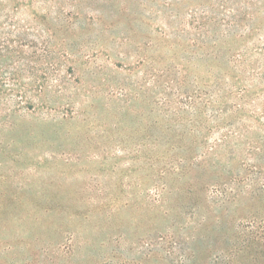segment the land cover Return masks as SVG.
<instances>
[{"label":"rangeland","instance_id":"rangeland-1","mask_svg":"<svg viewBox=\"0 0 264 264\" xmlns=\"http://www.w3.org/2000/svg\"><path fill=\"white\" fill-rule=\"evenodd\" d=\"M0 264H264V0H0Z\"/></svg>","mask_w":264,"mask_h":264}]
</instances>
